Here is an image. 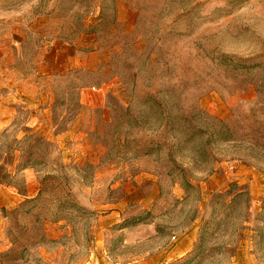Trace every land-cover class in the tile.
<instances>
[{
    "label": "rangeland",
    "instance_id": "obj_1",
    "mask_svg": "<svg viewBox=\"0 0 264 264\" xmlns=\"http://www.w3.org/2000/svg\"><path fill=\"white\" fill-rule=\"evenodd\" d=\"M0 264H264V0H0Z\"/></svg>",
    "mask_w": 264,
    "mask_h": 264
}]
</instances>
